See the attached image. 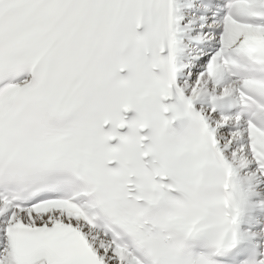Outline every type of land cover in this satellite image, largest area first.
<instances>
[{
    "label": "snow or ice",
    "instance_id": "1",
    "mask_svg": "<svg viewBox=\"0 0 264 264\" xmlns=\"http://www.w3.org/2000/svg\"><path fill=\"white\" fill-rule=\"evenodd\" d=\"M0 264H264V0H0Z\"/></svg>",
    "mask_w": 264,
    "mask_h": 264
}]
</instances>
